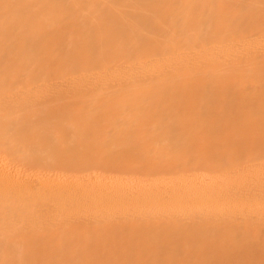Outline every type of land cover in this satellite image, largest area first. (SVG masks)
<instances>
[{
	"label": "bare ground",
	"instance_id": "obj_1",
	"mask_svg": "<svg viewBox=\"0 0 264 264\" xmlns=\"http://www.w3.org/2000/svg\"><path fill=\"white\" fill-rule=\"evenodd\" d=\"M0 264H264V0H0Z\"/></svg>",
	"mask_w": 264,
	"mask_h": 264
},
{
	"label": "rangeland",
	"instance_id": "obj_2",
	"mask_svg": "<svg viewBox=\"0 0 264 264\" xmlns=\"http://www.w3.org/2000/svg\"><path fill=\"white\" fill-rule=\"evenodd\" d=\"M138 177V176H137Z\"/></svg>",
	"mask_w": 264,
	"mask_h": 264
}]
</instances>
